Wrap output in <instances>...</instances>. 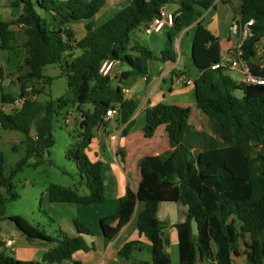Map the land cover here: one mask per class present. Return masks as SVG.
<instances>
[{"label": "trees", "instance_id": "trees-1", "mask_svg": "<svg viewBox=\"0 0 264 264\" xmlns=\"http://www.w3.org/2000/svg\"><path fill=\"white\" fill-rule=\"evenodd\" d=\"M5 1L9 8L21 12L11 21L0 17V51L14 50L16 38L11 25L21 26L30 71L21 84L18 96L23 104L19 109L4 110L15 98L4 94L0 87V129L21 133L26 150L9 177L4 176L0 151V222L4 217L26 240L51 247L40 261L23 262L11 255L0 238V264H61L77 252L90 250L81 236L69 238L58 232L50 237L21 216L5 217L6 202L16 199L11 178L29 158L40 157L53 146L54 119L61 109L72 108L78 115L74 119L77 140L67 158L75 162L80 187L88 193L80 195L71 188L52 184L46 190L48 200L85 206L102 203L103 163L92 161L86 149L95 130L104 125L108 109L116 111L120 122L129 127L139 103L126 98L123 89L112 84L113 78L103 77L100 66L105 60H115L128 67L125 76L147 75L151 61H176L174 41L185 29L192 31L191 56L200 73L193 82L195 108L159 103L145 110V136L152 137L156 127L164 126L166 149L155 156H144L139 162L140 181L150 198L138 214L137 231L150 243L152 264H170L159 235L157 211L160 203H173L179 264H233V255L240 250L246 255L244 264H264V86L236 82L225 71L210 69L221 53L217 38L206 28L203 18L213 0H177L173 24L163 29L166 42L158 55L132 43L130 34L174 0H131L98 26L94 18L106 0ZM234 11L242 22H254L252 36L242 46L243 58L252 75L264 78V66L260 65L264 58L259 61L255 55V45L264 40V0H239ZM80 23L82 35L72 28ZM58 62L62 63L60 71L67 93L56 101L40 102L37 96L45 93L52 82L43 74L44 68ZM236 90L242 92L239 99L232 94ZM134 201L135 195L127 189L117 210L102 225L108 227L127 219ZM193 219L198 224L197 235L191 232ZM74 224L80 235H93L85 225L77 221ZM137 244L126 243L119 255L128 258Z\"/></svg>", "mask_w": 264, "mask_h": 264}, {"label": "crops", "instance_id": "crops-1", "mask_svg": "<svg viewBox=\"0 0 264 264\" xmlns=\"http://www.w3.org/2000/svg\"><path fill=\"white\" fill-rule=\"evenodd\" d=\"M230 1L213 0L212 7L215 9L220 2L230 3ZM128 3V0H106L104 7L100 10L101 12L99 11L100 15L99 12L97 14L100 17L98 20L105 22L116 9L123 8ZM172 3L177 6V11V0ZM230 5V9L231 7L232 9L235 8L232 4ZM3 7L8 8L6 1L0 0V11ZM103 9L104 11H102ZM20 12V9H18L14 16V12L9 11L7 18L4 20H14ZM234 13V9L233 14H231V11L228 12L224 23L219 24V26L211 25L213 29H210L212 18H209V21L204 19L206 28L217 38L221 52L235 44V40L230 38L227 28ZM222 26H225V28ZM72 28L76 34H83V23L76 24ZM11 30L15 33L19 30L22 31L16 25H11ZM188 30L182 31L174 41L175 62L151 61L148 64L147 75L139 76H125L128 67L122 71L117 68L119 63L114 68L113 80L117 81L115 86L128 89L129 92L124 94L125 97L137 101L139 105L131 118L129 127H127V123L122 124L120 122L117 112L114 111V117L104 123L103 127L95 130V136L86 150V154L92 161L103 163L102 177L105 200L102 203L86 206L53 204L49 202L47 192L42 196L39 206L40 212L54 226L53 236H56L58 232L69 238L81 236L90 247V250L77 252L61 264H152L150 243L143 235H139L136 228L138 214L143 209L145 201L150 198V194L140 181L139 162L144 156L159 154L166 149V145L164 142V126L156 127L152 137L145 136L143 131L144 115L148 107L159 103L195 108L193 84L187 85L176 82V78L179 76H183L186 80L192 82L200 76L199 71L193 65L191 56L192 33L188 36L183 35ZM20 34L23 36V33L20 32ZM163 35L164 31L154 35L159 40V50V43L163 44L164 41ZM146 48L153 51L149 46H146ZM158 53L155 54L158 55ZM231 71H237L240 74L239 81L236 82L243 81L244 76L239 70ZM124 132L126 133L124 134ZM127 189L135 195V201L128 218L123 221L117 220L110 226L104 227L102 225L103 220L117 210L119 200L126 194ZM157 219L160 223L159 235L163 242L164 252L170 256V264L171 259L175 264L173 255L176 253L178 260L176 264H179L178 239L175 227L177 223L176 205L173 203H160ZM75 221L85 225L93 235H80L74 224ZM7 223L4 228L7 231L6 238L1 240L3 242L7 240L14 241V249L11 251V255L23 262L40 261L51 245L40 241H28L9 222ZM129 242H137L138 244L128 258L121 257L119 255L120 249ZM245 259V253L240 250L233 255V264H244Z\"/></svg>", "mask_w": 264, "mask_h": 264}, {"label": "rangeland", "instance_id": "rangeland-1", "mask_svg": "<svg viewBox=\"0 0 264 264\" xmlns=\"http://www.w3.org/2000/svg\"><path fill=\"white\" fill-rule=\"evenodd\" d=\"M88 0H85L87 3ZM232 6H237L239 0H231L230 3L220 2L219 5L211 7L209 12L204 13L205 21H209L212 18V24L210 29H213L211 25H218L224 23L225 17L228 12L233 14ZM224 7V8H223ZM177 6L170 2L167 6V10L174 14ZM13 11L14 16L18 9L1 8L0 17L7 18L8 12ZM104 11V9L102 10ZM101 12V11H100ZM99 12V15H100ZM42 16L45 14L41 13ZM100 17L95 16L94 24L96 26L101 25L103 20H98ZM15 20V19H14ZM225 28V26H222ZM144 25L139 26L130 34V40L132 43L138 42L142 46H149L154 53L160 52L165 47L166 36L163 35V44L159 43L160 50L158 48V39L153 35L147 36L143 32ZM216 30V29H214ZM213 30V31H214ZM22 31L14 32L16 38V45L14 50L10 52L0 51V80L1 88L4 94L16 98L21 89V84L24 82V78L27 77L30 69L26 66V60L28 58V50L24 46V37ZM192 31L189 29L184 32V36H188ZM78 54V52L76 53ZM62 63H55L48 65L44 68L43 74L52 78V82L46 87L45 93L37 96V100L40 102L56 101L61 96L67 93V84L65 78L61 75L60 65ZM117 68L124 71L127 68L125 64L119 63ZM232 80L239 81L240 74L237 71H225ZM21 81H20V80ZM116 80H113L112 84L115 86ZM35 85L38 82H34ZM129 85V84H128ZM236 98H241L242 92L236 90L233 93ZM68 110L61 109L57 117L53 122L52 137L53 146L42 154L40 157H31L27 160L20 172L11 178L12 192L16 195V199L13 201H7L5 204V217L11 215H18L24 218L29 224L42 230L46 235L54 237L53 225L45 216L40 212L41 198L45 195L49 185H58L62 187L71 188L76 190L80 195H86L88 191L80 187V173L76 167L75 162L72 159L67 158V153L77 140L75 134L76 126L75 120L65 123V118ZM194 123H197V119H193ZM111 128V126H109ZM24 136L21 133L2 130L0 129V151L4 157V176L9 177L11 171L14 169L15 164L22 160L26 156ZM87 150V149H86ZM4 197H7L5 191L2 192ZM2 218L0 238L4 240L7 235V231L4 228L7 226L8 221H4ZM174 256V263H178L176 253ZM171 264H173L171 259Z\"/></svg>", "mask_w": 264, "mask_h": 264}, {"label": "built area", "instance_id": "built-area-1", "mask_svg": "<svg viewBox=\"0 0 264 264\" xmlns=\"http://www.w3.org/2000/svg\"><path fill=\"white\" fill-rule=\"evenodd\" d=\"M131 1V0H128ZM222 1H229V0H222ZM174 14L168 12L167 5H163L159 9V14L157 17L153 18L149 22H147L144 26L143 32L147 36H152L155 34H159L163 31L165 27H171L173 24ZM253 20H249L247 22H242L239 14L236 12L234 13L233 17L231 18L227 28H228V34L230 38L235 40V44L220 53V59L217 63L211 65L210 69L215 70H239L243 77V82L251 85H262L264 86V78L256 77L252 75L249 71L248 64L243 58V51L242 46L243 43L252 36V30L251 27L253 26ZM19 29H21V26H18ZM256 50V57L259 61H261V58H264V40L257 43L255 45ZM261 63V62H259ZM118 64L115 60H105L102 62L99 72L103 77H109L113 78V72L115 66ZM261 66H264V63L260 64ZM176 82L178 83H185L187 85L193 84L192 81L186 80L183 76H179L176 78ZM0 87H1V80H0ZM31 88H27L26 91L30 92ZM129 92L128 89H123V93L127 94ZM23 104V99L17 96L13 102L8 105L4 110L6 112H11L13 110L19 109ZM115 115L114 110L108 109L105 112V115L103 117V123H106L110 119H112ZM77 112L74 109H69L66 118L65 123L68 124L70 121L74 120L75 117H77ZM104 125L101 124L99 127H103ZM4 246L7 250L12 251L14 249V241L7 240L4 242Z\"/></svg>", "mask_w": 264, "mask_h": 264}, {"label": "water", "instance_id": "water-1", "mask_svg": "<svg viewBox=\"0 0 264 264\" xmlns=\"http://www.w3.org/2000/svg\"><path fill=\"white\" fill-rule=\"evenodd\" d=\"M191 232L193 235H197L198 234V224H197V221L196 219H193L191 221ZM200 262V258L198 260Z\"/></svg>", "mask_w": 264, "mask_h": 264}]
</instances>
